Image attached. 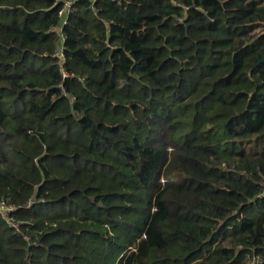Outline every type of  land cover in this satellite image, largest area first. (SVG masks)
Here are the masks:
<instances>
[{
	"label": "trees",
	"instance_id": "1",
	"mask_svg": "<svg viewBox=\"0 0 264 264\" xmlns=\"http://www.w3.org/2000/svg\"><path fill=\"white\" fill-rule=\"evenodd\" d=\"M63 5L0 0V264H264V0Z\"/></svg>",
	"mask_w": 264,
	"mask_h": 264
},
{
	"label": "built area",
	"instance_id": "2",
	"mask_svg": "<svg viewBox=\"0 0 264 264\" xmlns=\"http://www.w3.org/2000/svg\"><path fill=\"white\" fill-rule=\"evenodd\" d=\"M64 2L63 7L58 11V15L61 19V24H65L66 20H67V15L69 14V12L71 11V5L73 4V2H75L76 0H62ZM93 1V0H91ZM62 53L61 49H57V51L55 52V56L60 57ZM61 61V60H59ZM67 73L64 71L63 73V77H66ZM32 202H34L33 200H30L29 203L26 205L28 206L29 204H31ZM16 209L15 205H11V204H7L4 201H0V215H2L10 224H12L15 228H17V224L11 220L10 217V213L12 211H14Z\"/></svg>",
	"mask_w": 264,
	"mask_h": 264
},
{
	"label": "rangeland",
	"instance_id": "3",
	"mask_svg": "<svg viewBox=\"0 0 264 264\" xmlns=\"http://www.w3.org/2000/svg\"><path fill=\"white\" fill-rule=\"evenodd\" d=\"M59 40H58V44L60 45L62 42V37L59 36ZM209 126H205V128H208ZM187 130L183 131L186 132ZM12 133V129L11 128H6L5 133L0 137V144L2 146L3 151H5V153H7L8 155H12L13 154V147L14 146H18L21 147L20 143L21 140L15 137H11L10 134ZM8 135V136H6ZM225 145L222 144V146L219 147L220 151H224L225 152ZM226 157V153H223V158H221V160H223ZM160 181L162 182V179H160Z\"/></svg>",
	"mask_w": 264,
	"mask_h": 264
},
{
	"label": "water",
	"instance_id": "4",
	"mask_svg": "<svg viewBox=\"0 0 264 264\" xmlns=\"http://www.w3.org/2000/svg\"><path fill=\"white\" fill-rule=\"evenodd\" d=\"M263 60H264V58L261 59V61H263Z\"/></svg>",
	"mask_w": 264,
	"mask_h": 264
}]
</instances>
